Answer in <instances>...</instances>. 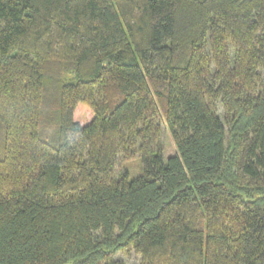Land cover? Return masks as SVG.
Returning <instances> with one entry per match:
<instances>
[{
  "label": "trees",
  "instance_id": "obj_1",
  "mask_svg": "<svg viewBox=\"0 0 264 264\" xmlns=\"http://www.w3.org/2000/svg\"><path fill=\"white\" fill-rule=\"evenodd\" d=\"M133 259L264 264V0H0V264Z\"/></svg>",
  "mask_w": 264,
  "mask_h": 264
},
{
  "label": "rangeland",
  "instance_id": "obj_2",
  "mask_svg": "<svg viewBox=\"0 0 264 264\" xmlns=\"http://www.w3.org/2000/svg\"><path fill=\"white\" fill-rule=\"evenodd\" d=\"M161 112L164 115L163 110H161ZM162 140L164 144V160L167 161V159L177 154V148L173 141L171 132L166 125L163 126ZM120 165L123 170L128 171L130 180H135L144 175V169L139 156L130 161L122 162ZM130 264H136V260H130Z\"/></svg>",
  "mask_w": 264,
  "mask_h": 264
}]
</instances>
